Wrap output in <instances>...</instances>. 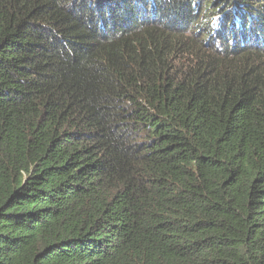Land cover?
<instances>
[{
    "label": "trees",
    "instance_id": "obj_1",
    "mask_svg": "<svg viewBox=\"0 0 264 264\" xmlns=\"http://www.w3.org/2000/svg\"><path fill=\"white\" fill-rule=\"evenodd\" d=\"M0 264H264V0H0Z\"/></svg>",
    "mask_w": 264,
    "mask_h": 264
},
{
    "label": "clouds",
    "instance_id": "obj_2",
    "mask_svg": "<svg viewBox=\"0 0 264 264\" xmlns=\"http://www.w3.org/2000/svg\"><path fill=\"white\" fill-rule=\"evenodd\" d=\"M232 14V16H235L237 14H241L240 12V7H237V6H234L232 7L231 9L227 10L226 12H228ZM226 12H223V13H226ZM223 13H221L220 16H216L214 18H212V29L214 30L215 34L214 37H216V34H218L220 31H221V25L223 24V20H222V16H223ZM241 22V20H238Z\"/></svg>",
    "mask_w": 264,
    "mask_h": 264
},
{
    "label": "rangeland",
    "instance_id": "obj_3",
    "mask_svg": "<svg viewBox=\"0 0 264 264\" xmlns=\"http://www.w3.org/2000/svg\"><path fill=\"white\" fill-rule=\"evenodd\" d=\"M236 1H238V0H236ZM253 4H254V3H253ZM227 9H228V8L225 9V7L222 6L221 4L216 3V4L212 5V6H210L209 13H208V11H207V14H208V16H209V19H212V18L216 17V12H218V10H220V11L218 12L217 15H219L220 13L226 12ZM212 11H214V13L211 15V12H212ZM203 12H204V11H203ZM201 14H202V13H201ZM256 26H257V25H253L252 27H253V28H256ZM202 39L206 42V39H207V38H206V36L204 35V36H202ZM207 43H208V42H207ZM208 44H209V43H208Z\"/></svg>",
    "mask_w": 264,
    "mask_h": 264
}]
</instances>
